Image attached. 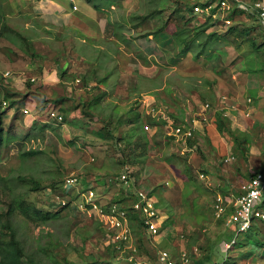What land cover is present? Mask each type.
Listing matches in <instances>:
<instances>
[{"label":"rangeland","instance_id":"rangeland-1","mask_svg":"<svg viewBox=\"0 0 264 264\" xmlns=\"http://www.w3.org/2000/svg\"><path fill=\"white\" fill-rule=\"evenodd\" d=\"M2 1L4 0H0V6L3 4ZM6 1L7 4L13 2L12 0ZM29 1L27 13L48 12L50 9L44 3H39L38 5H41L40 8L42 9H37L38 5L36 4L39 0ZM78 2H81V12L85 11L83 1L76 0L77 5ZM60 3L68 12H76L70 5V1L62 0ZM119 3L115 4L116 8L111 12L143 14L149 10V8L144 9L145 4L146 7L149 6L148 0H120ZM240 12L243 14H239L233 25L230 26V28L234 27V30H229L230 28L225 31L224 29L220 30L215 25L214 28L208 27L207 31L202 34V37L206 39L207 32L218 31L222 37L209 41L200 59H193V56L189 54L188 56L185 55L179 65L174 66L173 63H167L165 66L151 68L150 70H154V77H157V80L154 82L146 80L143 83L152 86L159 82L157 88L168 86L166 83H169L174 88V96L182 99L194 113L199 110L201 103L208 101V98L214 94L217 98L223 93L239 95L240 102L244 101L243 96L246 100L251 97L252 101L250 104L239 103L238 109L240 111L236 109L232 111L234 114L228 117V121L234 125V130L244 142L238 141L236 143V153L232 149L235 153V159L230 164H224V162L221 164L220 159L223 156L217 155L213 149L210 150L213 145L204 134L197 135L194 149L190 153H182L180 146L170 142H167L161 151L154 146L150 147L144 164H141L143 169L139 179L143 181V184L142 182L139 183L145 189H156L153 194L159 199L158 205L162 212L164 230L160 236L148 237L146 234H142L141 229L133 227L135 242L138 245L137 255L140 258L155 260L160 250H168L174 257L176 264H203L207 253H211L212 262L215 261V264H264V244L261 242H264V239L260 241L257 235L258 228L264 221L255 220L249 231L240 233L234 247L226 251L224 242L227 238L226 232L230 230L226 224V215L217 218L213 210L214 192L216 191L214 186L218 182L225 183L224 180H231L238 185L241 180L248 178L255 171L264 170V76H262L261 88L253 78L247 82V73H242V69L245 70V64L242 66L244 57L239 52L241 51L246 55L251 54L253 47L249 46L248 42L254 37L257 42H263L264 29L256 19L247 16L245 11ZM3 14V10L0 8V114L6 112L2 116V123H0L4 128L5 135L4 142L0 146V213H2L0 228L7 219L3 212L8 209L11 200L17 199L20 194H24L29 202L35 203L39 208L45 210L51 208L54 211L53 194L48 192V189L51 188L50 184L58 180V187H61L65 176L74 171L86 178L81 184L87 186L94 183L97 192L104 199H109L112 192H117L120 186L117 183H108V180L123 169L120 164L116 163L119 152L114 150L110 142L111 148H108V143L100 138L101 126L104 124L102 120L92 119L88 128L82 131V129L79 130L62 124L50 116L52 109L56 108L60 112L65 109L62 108V105L70 106V108L75 105L81 106L79 101L73 98V100L63 99V103H58L57 101H49L50 98H46L47 95H44L43 99L40 96L41 100H38V105L35 106L37 101L26 100L27 94L24 92L28 86L25 85L24 87L22 82H28L27 80L32 77L27 79L26 72L34 73L32 75L36 77L35 82H39V77H41L38 69H28L34 55L32 50L35 47L33 43L29 44L27 38L22 37H27L34 28L26 27L27 21L22 19L23 17L14 19L12 17L5 20ZM28 15L27 17H29ZM202 22L198 16H194L193 24L200 26ZM169 27L171 31L175 29L174 24ZM68 31V27L67 30L57 29L55 38L49 39L50 42H45V45L53 47L60 56L65 50L74 49L77 45L89 47L91 44L92 39L84 36L81 32L69 31V33ZM143 33L144 31L139 34ZM41 34L45 35L46 33L41 32ZM139 36H136L137 39ZM83 39L88 40L84 43ZM239 46L242 49H237ZM42 47L41 44L37 46L39 50ZM154 47L156 46L153 42L148 44L149 53L153 52L151 49ZM199 49V46L195 48L196 51ZM256 53H258L256 61L259 58L264 60V46H261ZM218 55L222 57L216 60L215 64H212L214 57ZM249 56L255 57L254 54ZM73 58V64L83 66L87 63L80 61L76 56ZM96 58L93 64L105 63L110 66L113 63L112 60H104L106 58L101 53H97ZM151 59L154 60L152 57ZM162 60L163 57L160 58V61ZM218 64H223L221 70H226L222 75L218 74ZM8 69H14L15 73L7 78L3 73ZM118 73V71L113 70L112 80L118 78ZM233 74H236L237 77H233ZM30 75L27 74V76ZM77 77L82 79V82L84 81L80 75ZM15 79L18 80L16 84L13 83ZM108 79L109 76L103 80V83L106 81L109 88L112 89L113 86L110 87L111 81ZM218 79H221L220 82H217ZM237 82L239 84L243 82L242 85L247 84L250 87L244 88ZM10 83L12 85H8ZM251 85L256 86L251 87ZM93 86L94 84H92ZM66 87V85L61 86V91L69 94ZM95 87L88 90L83 83L82 91L85 93L83 98L88 99L91 91L100 90V88L96 89ZM141 91L143 89L139 90V92ZM154 91L146 92V95H150ZM113 94L112 96H114ZM154 94L157 93L154 92ZM139 95L134 98L135 102L130 103V105L137 104L136 108H139L140 111L136 108L124 110L125 118L128 120L137 118L139 112L142 116L143 110L146 111L141 103L139 104ZM134 96L131 93L129 100L132 101ZM14 97L20 98L21 101L8 109L7 107ZM118 98L115 96L112 100L115 101ZM165 98L167 97L165 96ZM3 101H8V106H4ZM119 103L121 104L120 107L109 102L110 106L106 107V111H112L114 108L116 113H119L117 111L119 108L126 109L124 101ZM166 104H169L171 108L180 107L179 103L173 100H169ZM99 105L103 106L100 103ZM25 107L31 108L28 113L23 112L22 109ZM99 107L95 106L97 111L106 113L104 109ZM249 107L250 111L247 110ZM246 110L244 115H240V112L244 113ZM79 114L81 112L79 113L78 110L72 112L74 118H77ZM72 116L70 115L71 120ZM84 120L86 121V119ZM256 121L257 123H255ZM138 122L140 125L141 120L139 119ZM68 123L76 125L70 120ZM135 124L137 125V123ZM122 127L127 129L128 125ZM135 130L133 128V131ZM152 132L154 131L149 132L150 135ZM133 135L134 138L135 134ZM164 137L166 135L158 133L159 141L163 142ZM32 148L40 149L42 152L36 155H21V152ZM247 152L250 157H247ZM216 159L219 160L216 164L217 169L211 170L208 162H215ZM104 161H110L112 164L108 171L105 170L110 166L106 162L103 163ZM205 167L209 169V172L205 173L209 175L213 183L210 187H208L209 181L200 176ZM188 168L192 175V182L195 183L188 181L186 176V172L187 174L189 172ZM244 168L247 169L244 170ZM137 171L139 170L137 169ZM170 175H172V179L168 180L169 183L167 184L165 178ZM37 185L38 188H36ZM78 189L69 190V192H77ZM102 191L103 193H101ZM11 219L17 226L18 235L27 254L42 264H54L55 260H67L71 262L70 264L75 262L84 264L90 256L106 253L108 241L104 229L99 222L89 219L83 214L75 204L65 207L59 215L47 219L39 225L25 219L17 210L13 212ZM262 225V230H264V224ZM184 251H189L188 255L190 253L189 256H191L187 263L182 260ZM249 251L252 252L251 257H242ZM127 254L119 253L116 259L127 260L125 258ZM212 262L208 263L211 264Z\"/></svg>","mask_w":264,"mask_h":264},{"label":"crops","instance_id":"crops-1","mask_svg":"<svg viewBox=\"0 0 264 264\" xmlns=\"http://www.w3.org/2000/svg\"><path fill=\"white\" fill-rule=\"evenodd\" d=\"M12 1L13 2L9 4H7L6 0L2 1L3 4L2 6H0V8L3 10L4 13L3 18L6 20L12 17L13 19L16 17H21V18L23 17L22 19H25L27 21V23H25V26L34 28L31 31V33L28 34L27 37L25 36L22 37L24 39L27 38L29 44L33 43L35 47L32 50V53H34L33 55L34 60L32 58L31 64L28 65V69L29 70L38 69L40 71L39 75H41V77H39V80L40 81L42 80V82L40 81L35 82L36 77L35 75H32L34 73H32L31 71L26 72L27 79H29V77L31 76L35 78L34 80L32 79L27 80L28 82H22L24 87L25 85L28 86V89L24 92L27 94L26 100L31 99V101L34 100L37 101V103H35V106H37L39 102L38 100H41L40 96L43 99L44 95H47L46 98H50L48 99L49 101L50 100L57 101L58 103H63L62 101L63 99L64 100L65 99L73 100V98L76 99V101L80 102L81 106L79 105L78 107H76L75 105L74 106L75 108L74 107L70 108V106L62 105V108L64 107L65 109H62L61 112L63 116H65L64 118H67L65 121L63 119L62 124H67L73 128L79 130L82 129V131H85L92 121L89 120V117L87 115H83L82 102L90 98H93L94 97L93 95L96 94L97 91L95 90L91 91V93L89 94L90 98L88 99L83 98L85 95L84 91H82L83 83L85 86L87 84L88 85L94 84L96 86L97 85L100 86V89L102 90L103 98L100 99V101L97 103L98 105L93 104V106L94 105L100 106L99 108L104 109V111L106 112L105 114H109V115L111 114L114 115L115 117L118 116L121 117L122 115L124 116V110L127 111L136 108L137 104L130 105V103L135 102L134 98H136L140 94L139 104L141 103V105L143 106V108L146 109V111L144 112L143 110L142 116L141 113L139 112L140 120H141L140 125L139 122H137V125L135 123H132L133 119L132 120L125 119L124 125H128L127 129L125 130L127 131L129 130V134H132L131 137L129 138L130 140L132 139L133 141L134 140L136 141V139L138 138L137 133L142 125H144L143 127L148 132L149 136L152 137L154 135V137H156L157 140H158L157 136L159 132L166 135V137H164V139L162 140L163 142L159 141L160 145L158 144L151 145L152 147L154 146L156 149L160 151L161 148L167 145V142L176 144L180 146V148H182L183 145L182 142L177 140V137L172 139L169 138L171 134H169V128L164 125L165 124L164 120L159 119V116H154L153 114L149 113L148 107L151 104L165 105V103L168 102L169 100H173L179 103L180 105L179 108H173V107L171 108L169 104H166L165 106H167L166 109L170 112V114L172 113L171 115L175 118L176 124L183 123V121L187 120L189 124L195 128L194 134L191 136L192 138L195 137V140L198 134H204L205 136H207V139L213 145V148H211L210 150L213 149L215 150L217 155L219 154L223 156L220 159L221 164H223V162L224 164H230V162H232L235 159V153L232 151L233 138L226 129L221 131L218 128L217 117L220 113L224 115V117L226 118L232 116L234 114L232 111L236 109L239 110L238 109L240 105L239 103L242 104L246 102L250 104V101H252L251 97H248L246 100L243 96L242 98L244 101L240 102L238 97L239 95L235 96V95L223 93V95H220L217 98V96L214 94L208 98L209 99L208 101H206L205 103H201V105L199 106V110H197L194 113L192 110L189 109L187 104L184 103V101H182V99H179L174 96L175 94L174 88L173 86H170L169 83H166V85L168 86H162L158 88L157 85H159V82L158 84L154 83L152 86L143 84L144 82H146V80H150L153 82L157 80V77H154L155 72L154 70H150L151 68L154 67L158 68L162 65L165 66L167 63L168 64L173 63L174 66L177 64L179 65L181 61L185 58V56L181 55L180 53L181 47L177 45L174 37L172 36V32L176 29L174 22L171 23L174 24L175 26L174 30L171 31L169 29L170 27H168V29L164 31H161L159 33H153L155 28L160 24V21L157 18H147L144 20L142 18V15L144 13L131 14L129 12H123V13L111 12V10L116 8L117 4L112 5L111 7H102L97 9L94 7L93 3H89L86 0H82L83 1L82 4L85 5V11L81 12L80 9L81 2H78L79 9L74 10L76 12L72 13L70 11L68 12L67 9H65V7L61 5L60 2L62 0L61 1L39 0L36 5H38L39 3H44L48 5V8L50 9H48L49 10L48 12H37L35 14H32L31 12L27 13V10L29 9L28 4L30 3L29 0H12ZM68 1H70V5H71L72 1L71 0ZM40 7L41 5H38L37 9H42ZM191 14L194 15L193 12ZM239 14H243V12H240ZM27 15L30 18L27 17ZM247 16H251V15L247 14ZM251 17L256 19L254 16ZM208 19L211 21V18ZM15 25L18 26V24L16 23ZM67 27L69 28L70 32L72 31H77V33L81 32L84 36H87L89 39H92V42L91 44H89V47L86 46L83 47L80 44L77 45V47L74 49L65 50V52H63L62 54H60V56H58V52H56V50L53 47L49 45H45V42H50L49 39L55 38L57 29L67 30ZM214 27L216 26L215 25L211 26V28ZM142 31H144V33L140 35L139 33H141ZM41 32H45L46 34L42 35ZM136 36H139V38L137 39ZM86 40L88 39H83V42L86 43ZM151 42H153L156 47L151 49L153 51L152 53H149L150 50L148 48V44H151ZM38 44H41L43 46L40 50L37 48ZM239 52L244 57L242 66L245 64L244 65L245 70L242 69L244 71V72L242 71V73L245 72L247 73L248 76L246 81L249 82L251 81V78H253L255 83H257L259 85V88H261L262 86L261 81L263 80L262 76H264V70L263 69L250 70L249 68L250 61L249 59L247 60L248 55L243 54L241 51ZM95 53L96 55L97 53H101L106 58L104 60H112L113 63L110 66H108L105 63L93 64L97 59ZM190 54L193 53L190 52ZM73 56L79 58L80 61L87 62L86 65L81 66V64H73L72 63V60L74 59ZM151 57L154 60H152ZM162 57L163 60L160 61V58ZM221 57L222 56L220 55L214 57V61L212 62V64H215L216 60H219ZM221 67H223V64H218L217 69L219 70L218 72L219 75H222L223 72L226 71L224 69L221 70ZM113 70L119 72L118 78L116 80H112ZM7 71H10L9 76L15 73L14 69L11 70L8 69ZM27 74L28 75L31 74V75L27 76ZM77 75H80L84 81L82 82V79L77 77ZM107 76H109L108 80L111 81L110 87L113 86L112 89L109 88L106 81H104L103 83V80ZM233 77H237L236 74H233ZM220 80L221 79H218L217 82L218 81L220 82ZM16 81L18 80L15 79L13 83L16 84ZM243 82L241 84L237 82V84L242 85L244 84ZM8 85H12V83ZM63 85L67 86L66 88L69 94L61 91V86ZM242 86L244 88L250 87L247 84ZM255 86L256 85H251V87H255ZM226 88L230 90V88L228 87ZM140 89H143V91L139 92ZM58 90H60V92H58ZM153 90H155L154 92H156L157 94H154V92H152V94L146 95V92H151ZM79 91L82 92L79 93ZM112 93H114L113 94L114 96H112ZM131 93H133V96L135 95L132 101L129 100ZM11 94L14 95L13 93ZM115 96H118L119 98L113 101L112 98ZM165 96L167 98H165ZM202 98L205 99L204 97ZM14 99L16 100L19 99V101H21L20 98L18 97H14ZM108 101L112 104H115V106H119V107L121 106L119 102L124 101L126 109L119 108V110H117L119 113H116V109L113 108L112 111L108 112L106 111V107L110 106ZM99 103L106 107L99 105ZM206 103H209V106H206L205 105ZM28 109L30 110L31 108ZM136 109L140 111L139 108ZM75 110H78L79 113L81 112V114H79L77 118H74L72 116V112ZM247 110L250 111V107ZM247 110L244 113L240 112V115L241 114L244 115L247 112ZM70 115L73 117L72 120L70 118ZM84 119H86V121ZM68 120H70V122L72 123H75L76 125L68 123ZM255 123H257V121ZM231 127L234 129V125L231 124ZM133 128H135L136 130L133 131ZM150 131H154V132H152V134L150 135L149 133ZM133 134H135L134 138H133L134 136ZM187 143L189 144L188 140ZM188 146L192 147L191 150L187 151V153L188 152L190 153L194 149V144L193 145L189 144ZM147 154L141 163L142 165L144 164ZM246 154L247 157L248 156L250 157L248 152ZM232 156H234V158H232ZM228 157H231V159L229 161H225V159ZM218 162H219L218 159H216L215 162L213 161L208 162L209 165L211 166V170L217 169L216 164ZM116 163H118V161H116ZM141 164L138 163L136 165L132 164L131 166L129 165L126 166L129 167L131 171L135 172L136 175L133 176L137 181L138 186H140L139 182H142L143 184V181L139 179L143 169ZM136 166H140V167L137 168ZM111 167L112 164L105 171H108ZM136 168L139 171H137ZM245 169L247 168H244V170ZM205 172L207 173L209 172V169L206 167L203 168V171L202 173H200V176L205 180L209 181L208 187H210L213 183L212 180H210L211 178L209 177V175L206 174ZM251 176L252 174L249 175V177L245 178L244 180L250 179ZM84 179L86 178H83V180ZM170 179H172V175H170L168 178H165L166 182H169L168 180ZM224 181L225 183L218 182L217 185L214 186V188L216 189V191L214 192L215 194L217 192H224L225 195L227 196L229 195V197L231 195L239 194L240 192L239 184L237 185L233 183L231 180H224ZM240 182H242V180ZM108 183L110 182L108 181ZM114 183H117L120 186L117 192H112V195L110 196L109 199H104L99 194L100 200L104 203L120 200V202L123 203L124 205L130 206L132 204L133 196H130V194L126 191V188L120 182H114ZM120 190H122V192H120ZM101 193H103V191ZM127 202H129V204H127ZM139 229H141L142 234H144V229L142 225ZM134 238H135V234H134Z\"/></svg>","mask_w":264,"mask_h":264},{"label":"built area","instance_id":"built-area-1","mask_svg":"<svg viewBox=\"0 0 264 264\" xmlns=\"http://www.w3.org/2000/svg\"><path fill=\"white\" fill-rule=\"evenodd\" d=\"M71 1L73 9H79L75 0ZM192 2L193 14L202 21L211 18L219 29L230 27L239 11H245L246 15L254 16L264 28V0H192ZM87 88H91V85ZM4 104L7 105V101H4ZM205 105L209 106V103ZM23 111L28 113L30 110L25 107ZM148 112L164 120L165 126L169 128V134L175 135L177 140L182 142V153L192 149L188 146L187 140L194 134L195 128L187 120L176 124V120L170 115L165 105L151 104ZM50 116L59 121L63 120V115L56 109L51 110ZM230 159L231 157H228L225 161ZM112 178L120 182L126 191L134 196L131 207L140 217L145 232L151 236L158 235L162 227V212L157 205V198L149 190L137 185L129 167H125L120 174ZM82 180L83 177L73 171L65 176L62 187L50 189L54 206L75 204L89 219L99 222L104 229L107 241L115 242L121 254L128 253L125 258L131 264H176L168 250H160L155 260L138 257L130 210L121 202H102L95 186L92 183L85 186L81 184ZM76 189H78L77 192H69ZM239 189V194L229 197L223 192H217L214 198L215 216L222 218L226 215V224L233 234L232 239L226 243L227 248L237 242L240 233L248 232L255 220H264V170L256 171L250 179L240 182ZM188 252L184 251L182 254L184 263L190 260L191 256Z\"/></svg>","mask_w":264,"mask_h":264},{"label":"trees","instance_id":"trees-1","mask_svg":"<svg viewBox=\"0 0 264 264\" xmlns=\"http://www.w3.org/2000/svg\"><path fill=\"white\" fill-rule=\"evenodd\" d=\"M89 3H93L94 7L99 9L102 7H111L115 5L117 2L119 3L120 0H86ZM143 1V0H142ZM149 6L145 8H149L147 12L142 15V18L145 20L147 18H157L160 21V24L155 28L153 33H159L168 29L169 25L174 22L176 29L172 32V36L175 39L177 45H179L181 55H189L190 52L193 59H200L202 57V53L207 48L209 41L222 37V34L218 31L207 32V37L204 39L202 34L205 33L208 27L214 25V22H211L209 19L202 22L200 26L193 24L194 15H192L193 11V2L192 0H148ZM235 15V14H234ZM236 17V15H235ZM229 29V28H228ZM229 30H234V27H231ZM224 36V35H223ZM228 37V36H227ZM255 38V37H254ZM254 38L250 39L248 42L249 46L253 47L251 54H248V58L250 61L249 68L250 70L253 69H263L264 65L261 58L256 61V55H258L257 50L260 49L261 46H264V41L259 43ZM229 39V38H228ZM175 43V44H176ZM199 46L200 49L198 51L195 48ZM237 49H242L239 46ZM195 50V52H194ZM255 55V57L249 55ZM258 57V56H257ZM261 63V65H260ZM260 66V67H259ZM89 85L87 84L86 87ZM94 85L93 87H95ZM88 88L89 90L93 88ZM95 88H100V86H96ZM93 98H90L86 101H83V108L82 112L83 115H87L89 120L96 118L97 120H102L104 124L101 126L102 134H100V138L108 143V148H111L109 142L113 145L114 150L119 152V158L116 160L120 165L126 167L127 165L131 166L136 165L138 163H142L146 154L148 153V149L152 144L160 145L159 140L154 137L149 136L148 132L144 129V125L141 126L140 130L138 131V138L136 141L130 140L132 134H129V130L123 129V118L125 115L121 117H115L114 115L105 114L100 111H96V108L93 104H97L100 99L103 98L102 90L97 91L96 94L93 95ZM19 99H12L8 109L12 108L16 103H18ZM97 106V105H96ZM78 107V105L76 106ZM94 107V108H93ZM106 107V106H103ZM75 108V107H74ZM87 109V110H86ZM6 112H2L0 114V123H2V116ZM172 114V113H171ZM65 117V116H64ZM67 118H64V121ZM140 119V114L137 118L133 119L132 123H137ZM217 124L218 128L222 131L226 129L230 135L234 138L233 149L235 151V146L238 141L243 142V139L239 137L236 131L231 127L230 121L228 118H225L224 115L221 113L217 117ZM129 138V140H127ZM169 138H176L175 135L169 136ZM5 139L4 135V128L0 125V146L3 144ZM190 145L195 143V137H190L188 139ZM244 143V142H243ZM142 147V148H141ZM107 148V149H108ZM42 152L40 149H29L21 152V155H36ZM245 153V152H244ZM109 163L111 166L110 161H104L103 163ZM189 171V168H188ZM132 175H136L134 171H132ZM188 177V181L192 182V175L190 171L186 175ZM21 178V177H20ZM64 180V179H63ZM62 180V181H63ZM40 185V182H39ZM51 188H57L59 185V181L56 180L50 184ZM39 186L37 185L36 188ZM156 189L151 190L154 192ZM120 201V200H119ZM66 206L60 207L56 210H52L48 208L47 210L39 208L35 203L29 202L28 199L24 196V194H20L17 199H12L8 205V209L3 212L4 217L6 216L5 222H3V226L0 228V264H42L39 261L34 260L30 254L28 255L25 251L24 244L18 235L17 226L14 225L11 216L15 210L19 211V213L27 220L39 225L44 223L47 219L53 218L65 209ZM2 213H0L1 217ZM131 215V224L133 227L140 228L142 221L135 213H130ZM264 221V220H262ZM262 224H264L262 222ZM260 224L258 228L257 235L259 239H264V230H262L263 225ZM104 231V230H103ZM227 238L225 241L231 239V231L228 230L226 232ZM261 233V234H260ZM261 236V237H260ZM264 244L263 241H261ZM260 245V244H258ZM106 253L102 255H92L90 258L84 262V264H131L124 259H116V256L120 253L119 249L117 248V244L112 240H109L106 244ZM213 248V247H212ZM252 252L249 251L247 254H243L242 257H251ZM212 255L211 253L205 254L203 264H210L208 262H212ZM71 262L64 260V261H54V264H70ZM216 262L213 261L211 264H215ZM219 263V262H218ZM224 263V262H223ZM44 264V263H43ZM72 264H78L77 262ZM225 264V263H224ZM236 264V263H235Z\"/></svg>","mask_w":264,"mask_h":264},{"label":"clouds","instance_id":"clouds-1","mask_svg":"<svg viewBox=\"0 0 264 264\" xmlns=\"http://www.w3.org/2000/svg\"><path fill=\"white\" fill-rule=\"evenodd\" d=\"M73 5V2H72V4H71V6ZM78 10V9H77ZM239 13H240V11H239ZM239 14H237V16H238ZM237 19V17H235V20ZM233 25V24H232ZM228 28H230V27H228ZM228 28H225V30L226 29H228ZM220 30H222V29H220ZM6 72H9V74H6ZM4 76H6V77H8L9 75H10V71H4ZM32 78H34V77H31V79ZM35 79V78H34ZM34 79H32V80H34ZM2 104L4 105V106H8V101H7V105H5L4 104V101L2 102ZM17 104V103H16ZM14 107V106H13ZM167 107V106H166ZM8 108V107H7ZM149 108V107H148ZM56 109V108H55ZM23 110V109H22ZM57 110V109H56ZM58 111V110H57ZM24 112V111H23ZM59 113H61L62 114V112H60V111H58ZM170 113V112H169ZM63 115V114H62ZM171 115V114H170ZM172 116V115H171ZM173 117V116H172ZM174 118V117H173ZM57 119V118H56ZM63 119H64V116H63ZM175 119V118H174ZM58 120V119H57ZM59 121V120H58ZM62 121L63 120H61L60 122L62 123ZM124 169H125V167H124ZM123 169V170H124ZM122 170V171H123ZM122 171H120L118 174H120ZM257 171H259V170H257ZM256 172V171H255ZM117 174V175H118ZM253 175V174H252ZM83 177V176H82ZM115 177V176H114ZM84 178V177H83ZM110 183H114V182H118L117 180H115L114 178H112L111 177V180H110V178H109V180H108ZM63 182H64V180H63ZM82 182H83V180H82ZM167 184L169 183V182H166ZM93 185H94V183H92ZM138 185V184H137ZM95 186V185H94ZM62 187V186H61ZM58 188H60V187H58ZM145 188V187H144ZM50 189H53V188H49L48 189V192H49V190ZM54 189H57V188H54ZM147 190H149V189H147ZM150 191V193L151 194H153V192L151 191V190H149ZM47 192V193H48ZM99 193V192H98ZM224 193V192H223ZM217 194V193H216ZM216 194L214 195V198H215V196H216ZM225 194V193H224ZM154 196H155V194H153ZM130 196H133L132 194H130ZM100 197V196H99ZM156 197V196H155ZM157 198V197H156ZM133 200H134V196H133V199H132V202H133ZM117 202H120V201H117ZM123 204V203H122ZM159 204V199L157 198V205ZM69 205H73V204H69ZM69 205H67L66 207H68ZM129 210H130V213H135L136 214V212H134L133 211V209H132V207H131V205L130 206H127V205H125ZM52 207V206H51ZM54 208H55V210L56 209H58V208H60V207H63V206H59V207H55V206H53ZM158 207H159V205H158ZM160 208V207H159ZM161 209V208H160ZM214 210V209H213ZM131 216V215H130ZM139 217V216H138ZM140 218V217H139ZM263 219H261V221H262ZM100 224V223H99ZM143 226V225H142ZM133 227V226H132ZM144 229V228H143ZM163 224H162V227H161V232L158 234V235H160V234H162V232H163ZM230 231H231V229H230ZM134 232V231H133ZM232 233V232H231ZM144 234H146L148 237H156V236H158V235H156V236H151V235H149V234H147L146 232H145V230H144ZM232 236H233V234L231 235V239H232ZM230 239V240H231ZM230 240H228V241H230ZM226 243H227V241H225L224 242V247L226 248V251H228L229 249H231V248H233L234 247V245L237 243V242H235L233 245H232V247H230V248H227L226 247ZM138 246V245H137ZM198 249V248H197ZM159 253V252H158ZM157 258V257H156ZM174 258V257H173Z\"/></svg>","mask_w":264,"mask_h":264}]
</instances>
